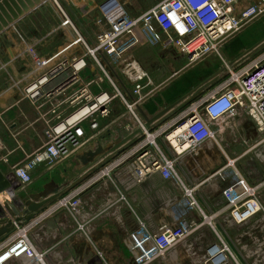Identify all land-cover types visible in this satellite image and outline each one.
<instances>
[{"label": "built area", "instance_id": "1", "mask_svg": "<svg viewBox=\"0 0 264 264\" xmlns=\"http://www.w3.org/2000/svg\"><path fill=\"white\" fill-rule=\"evenodd\" d=\"M263 16L264 0H164L138 16L130 15L120 0H106L99 6L93 21L96 33L92 44L86 41L73 20L65 16L62 26L71 32L70 47H81L83 53L70 58L61 57L59 53L44 59L35 53L36 43L28 47L35 63L34 77L26 79L22 91L46 124V144L16 168L13 177L21 185H29L31 173L39 165L53 166L78 151H95L99 146L108 149L141 130L142 134L80 174L78 184L60 200L58 208L84 215L81 206L85 200L105 191L107 202L97 210L89 208L90 213L82 217L83 224L102 212L116 215L117 203H129L128 193L116 184L119 173H126L128 186L138 190L151 178L159 176L165 183H174L181 190L182 198L173 208L172 221L162 224L156 232H151L144 220L135 218L137 228L128 233L127 245L137 264H151L157 258L168 260L170 250L195 231L197 225L186 219L195 210L202 214L217 240L207 253L206 261L242 264L233 256L223 233L234 226L252 224L259 234L242 233L236 241L242 245L250 236L257 244L255 253H263L264 181L250 184L235 162L229 161L209 179L221 189L224 205L208 215L199 204L195 188L184 182L179 159L216 142L228 121L238 117L251 120L258 131L264 133V54L251 60L256 50L226 64L225 70L199 99L191 104L186 101L173 112L176 115L172 113L150 129L146 128L139 108L144 101L143 91L152 81L131 56L136 49L151 45L161 32L179 55L196 63L207 56L220 55L225 44ZM88 75L91 79L86 77ZM122 76L128 84L122 82ZM118 99L128 111L126 126L118 129L117 136H111L109 141L96 142L95 138L107 129L103 128L104 122L112 115ZM44 109L47 110L41 112ZM261 143L264 144V139ZM255 156L264 161V148ZM151 192L145 191L144 199L158 197V192L154 196ZM39 219L35 217L32 222L36 224ZM30 226L23 228L19 239L0 248V262L53 264L44 248L46 241L41 230L29 236ZM84 231L87 237L92 232L89 225ZM253 253L248 252V257ZM100 264L108 263L103 259Z\"/></svg>", "mask_w": 264, "mask_h": 264}, {"label": "crops", "instance_id": "2", "mask_svg": "<svg viewBox=\"0 0 264 264\" xmlns=\"http://www.w3.org/2000/svg\"><path fill=\"white\" fill-rule=\"evenodd\" d=\"M66 1L69 4L65 2L66 4L63 5L58 2L57 5L55 0H52L51 10L57 15V17H54L56 24L43 34H29L27 31L28 26L36 25L34 19L28 16L33 9L20 17L15 25L0 33V169L7 177H12L16 168L22 166L30 156L46 144V124L36 107L24 98L22 91L26 86V79L34 77L35 63L32 55L27 50L28 47L36 43L35 53L44 59L51 58L59 53H62L61 57L67 58L82 54L81 47H70L73 40L71 32L66 27L61 26V23L64 22L65 16L70 17V13H72L78 23L73 20L74 24L82 32L86 41L92 44L96 33V26L93 21L98 14L99 6L106 0ZM120 1L127 11H140L139 13H130L132 16H138L153 9L164 0ZM83 4H90L88 9L94 13L90 15L88 10L82 9ZM69 5H72L73 9L80 8L81 11H85L82 16L86 17L87 21L82 23L79 19L81 15L77 16L78 14L76 15ZM37 12L42 14L40 9ZM87 24L89 29L85 28ZM237 38L235 37L225 44L220 55H210L198 61L199 63L196 62L200 65L204 63L212 65L214 71L211 76L204 80L199 78V82L194 86L192 85L189 88L190 90L186 91L182 97L220 73L225 69L226 64L234 62L244 54L246 49L235 48L234 42ZM142 49H136L131 54L138 63L140 61L139 52L141 55ZM212 56H221L222 61L214 58L209 59ZM180 57L186 59L181 55ZM148 74L154 80L159 78L157 76L158 72L151 71ZM142 105H140L142 111L149 118H152L171 104L160 108L154 114H150L149 110L143 108ZM46 110L44 109L41 112ZM263 139L264 133L258 131L254 122L238 117L234 121H228L226 128L224 126L223 134L219 136L216 142L206 144L197 153L187 154L179 159V170L183 180L188 186L195 188L199 204L206 211V214L212 215L222 209L224 205L221 189L213 180L209 179L215 172L225 167L229 161L235 162L236 168L250 184L264 181V161L258 160L255 156L257 152L262 151L264 148V144H260ZM85 153L86 151H78L69 159L79 160L78 157ZM218 154L220 157L216 158V155L219 156ZM212 156L215 157V160ZM65 161L53 166L39 165L33 173L45 170L46 175L49 176L57 168L63 166ZM210 161H214L213 165H210ZM82 170L83 165L79 160L75 177L72 178L73 180L69 184L71 187H68L67 191L78 184L77 181ZM116 178V184H119L122 191L124 190L123 192L128 193L126 196L129 202L127 205L117 203L119 210L116 215L102 212L83 224L82 217L90 213L89 208H94L88 202L92 199H98L105 205L107 202L105 191H100L93 198L88 197L85 200V204L81 206V213L84 215L81 216L69 210L58 212V203L64 196L62 198L58 197L57 200L59 201L56 200L57 202L52 204L51 211L57 210L56 215H52L49 226L45 227L41 235L44 236L46 241L44 248L50 250L49 258L53 264H100L103 259L108 264H137L125 242L128 233L137 228L135 218L138 217L144 220L151 232H156L165 222L172 221L173 208L180 203L182 198L181 190L174 183H165L157 176L151 178L147 181L145 187L138 190L136 187L128 186L127 182L129 180L126 173L121 172ZM147 190H157L158 197L144 199ZM262 198L264 201V189ZM186 219L187 222L197 225L195 231L170 250L168 260L157 258L151 264H213L206 261L205 257L217 241L215 233L205 223L202 214L197 210L191 211ZM87 225L90 226L92 231L89 237L85 235L84 231ZM246 232L253 235L259 234L254 231L252 224L244 227L234 226L223 232L233 256L242 264H264V252L259 255L255 253L257 244L250 240V236L244 239L242 245L237 243L236 239L239 235ZM9 242L1 244L0 248ZM248 252L254 253L248 257Z\"/></svg>", "mask_w": 264, "mask_h": 264}, {"label": "rangeland", "instance_id": "3", "mask_svg": "<svg viewBox=\"0 0 264 264\" xmlns=\"http://www.w3.org/2000/svg\"><path fill=\"white\" fill-rule=\"evenodd\" d=\"M56 2L62 3L63 5L68 3L66 0H55ZM66 2V3H65ZM69 4V3H68ZM58 5V4H57ZM84 6L82 9L85 11L88 10V12L93 14V11H89L88 8H90V4ZM70 6V5H69ZM52 0H48L46 3H44L40 7H36L33 9L31 13L28 14L30 18L34 19L35 26H28L29 28L27 31L29 34H43L47 30H49L51 27H53L56 24L54 11L51 10L52 8ZM74 13H76L77 16H82V14L85 11H81L80 8H72V5L70 6ZM42 11V14L37 12V10ZM140 11L131 10L128 11V13H139ZM37 13V14H35ZM35 14V15H34ZM32 15V16H31ZM132 15V14H130ZM80 21L83 23V21H87L86 17H81ZM70 17L74 22L76 19L70 13ZM42 23V24H41ZM78 24V23H77ZM62 26V23H61ZM80 26V25H78ZM86 29H89L88 24L85 27ZM235 40L234 45L235 48H244L247 50L251 49L253 46L264 40V16L255 19L250 25H248L239 36ZM245 51V52H246ZM244 52V53H245ZM254 56L251 58V60L255 58H259L264 54V47L260 48L256 52H254ZM220 57V58H219ZM143 58V59H141ZM214 58L218 61H222L221 56H212L209 59ZM139 64L143 68V70L148 74V72L155 71L158 72L156 80H153V85L149 86L147 89L143 91L144 101L142 107L145 109H148L150 114H154L160 110V108L166 106V105H172L178 100H180L185 94L186 91H189L194 84H197L199 82V78L204 80L208 76H211L212 72L214 71L212 65L203 64L200 65L198 63H190L188 59H184L180 57L178 54L177 49L173 46L169 38L161 33L158 32V38H156L151 45L144 47L141 51V55L139 52ZM202 64V63H201ZM199 65V66H197ZM245 64L242 65V67ZM226 67V65H225ZM149 75V74H148ZM88 79L90 78V75L86 76ZM122 82L125 84H128L126 79L122 76L121 77ZM128 89L131 91L130 85L128 86ZM201 95L194 97L190 100H188L186 103L191 104L192 101H196L201 97ZM152 112V113H151ZM127 108L124 104V102L121 99H118L114 104V109L112 112V115L108 120L104 122V127L107 128L104 130V132H101L95 139L96 142H102L109 141L111 139V136H117V130L123 129L126 126L125 119L128 116ZM176 115L177 113H173V115ZM102 128V129H103ZM108 131V132H107ZM216 154V153H215ZM219 155V154H218ZM72 157V156H71ZM219 156L216 155V158H219ZM70 158V157H69ZM68 158V159H69ZM212 158L215 160V157L212 156ZM67 160V159H66ZM65 161V160H64ZM75 161V162H74ZM63 166L60 168H57L55 171H53L51 174L46 175V171L42 170L39 173H31L32 181L31 184L23 186L21 185L15 178H11L12 187L14 190V199L11 200V198H7L5 196V199L2 203H0V217H6L7 219L13 218L15 215L13 211L10 208V204H14L21 214L24 212L25 208L21 206V204L25 203L30 199L31 195L34 194H40L43 192L46 187L50 183H55L59 188H61L63 191L62 195L59 197H63L69 193L67 191L69 184L72 182V178L75 177L76 172V166L79 164V160H73V158L63 162ZM214 161H210V165H213ZM45 175V176H43ZM71 189V188H70ZM58 199V198H57ZM55 199L52 203L48 204L41 210L36 217H40L39 221L35 224L32 222L33 220L27 222L24 227H30L31 230L28 231V235L34 234L35 231L41 230V233L44 231L46 226H49L51 222L52 215H56V211L58 212H66V209H59L51 211L52 204L56 203L57 200ZM57 200V201H56ZM89 205H92L95 210L102 207L103 203L98 201V199H92V201L88 202ZM4 209V210H3ZM52 212V213H51ZM45 218H43V215H45ZM54 215V216H55ZM24 227H21L20 229H15L10 235H8L4 240H0V245L7 242L12 241L14 239H19L21 236V231ZM43 236V235H42ZM124 239V235H123ZM125 242L128 244L127 238H125ZM46 252L49 254V249H45ZM132 253V252H131ZM134 255V254H133Z\"/></svg>", "mask_w": 264, "mask_h": 264}, {"label": "water", "instance_id": "4", "mask_svg": "<svg viewBox=\"0 0 264 264\" xmlns=\"http://www.w3.org/2000/svg\"><path fill=\"white\" fill-rule=\"evenodd\" d=\"M47 1L48 0H0V33L4 32L12 25H15L16 21H18L20 17L24 16L25 13L30 12L31 9L42 6ZM262 47H264V40L253 46L251 49L247 50L242 55V57ZM220 73L214 75L213 77L193 89L190 93L182 97L180 100L168 106L152 118H149L142 111V109L139 108V112L146 122V128L150 129L153 124L162 121L167 116L171 115L183 103L203 93L217 80ZM138 134H142V131H137L130 137L123 139L119 144L108 149H104L102 146H99L95 151H89L82 156H79L78 159L83 165L81 174L87 172V170L95 165L101 158H105L110 153L118 150L122 145L126 144L129 140H131ZM63 191L64 190L59 188L55 183H50L43 192H41L40 194L31 195L28 201H26L24 204H21V206L25 208L23 214L20 213V211L14 204H10V208L15 216L11 219H7L5 216L0 217V240H2L5 236L9 235L14 229H16V226H20L26 222L33 220L36 215L41 210H43V208H45V206L52 203L55 199L62 195ZM156 192L157 191H152L150 195L154 196ZM1 194H7L8 197L11 198V200H13L15 196L10 178L5 176L0 169V195Z\"/></svg>", "mask_w": 264, "mask_h": 264}, {"label": "bare ground", "instance_id": "5", "mask_svg": "<svg viewBox=\"0 0 264 264\" xmlns=\"http://www.w3.org/2000/svg\"><path fill=\"white\" fill-rule=\"evenodd\" d=\"M14 176H15V175H14ZM15 177H16V176H15ZM5 196L8 198V195H7V194H1V195H0V203H2V202L4 201ZM3 210H4V209H3ZM0 264H5L4 260H2V261L0 262Z\"/></svg>", "mask_w": 264, "mask_h": 264}]
</instances>
